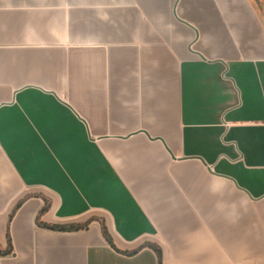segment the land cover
Masks as SVG:
<instances>
[{
  "label": "crops",
  "instance_id": "0c3cea01",
  "mask_svg": "<svg viewBox=\"0 0 264 264\" xmlns=\"http://www.w3.org/2000/svg\"><path fill=\"white\" fill-rule=\"evenodd\" d=\"M260 15L0 0V264H264Z\"/></svg>",
  "mask_w": 264,
  "mask_h": 264
},
{
  "label": "rangeland",
  "instance_id": "374dc122",
  "mask_svg": "<svg viewBox=\"0 0 264 264\" xmlns=\"http://www.w3.org/2000/svg\"><path fill=\"white\" fill-rule=\"evenodd\" d=\"M256 5L261 15L264 17V0H256ZM260 15V17H262Z\"/></svg>",
  "mask_w": 264,
  "mask_h": 264
},
{
  "label": "trees",
  "instance_id": "16d2710c",
  "mask_svg": "<svg viewBox=\"0 0 264 264\" xmlns=\"http://www.w3.org/2000/svg\"><path fill=\"white\" fill-rule=\"evenodd\" d=\"M104 233H105V230H104Z\"/></svg>",
  "mask_w": 264,
  "mask_h": 264
}]
</instances>
